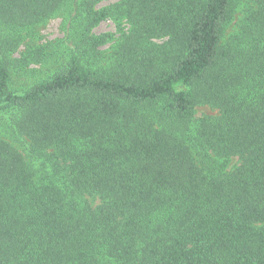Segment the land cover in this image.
I'll list each match as a JSON object with an SVG mask.
<instances>
[{
	"label": "trees",
	"instance_id": "trees-1",
	"mask_svg": "<svg viewBox=\"0 0 264 264\" xmlns=\"http://www.w3.org/2000/svg\"><path fill=\"white\" fill-rule=\"evenodd\" d=\"M5 114L0 264H264V0H0Z\"/></svg>",
	"mask_w": 264,
	"mask_h": 264
},
{
	"label": "rangeland",
	"instance_id": "rangeland-1",
	"mask_svg": "<svg viewBox=\"0 0 264 264\" xmlns=\"http://www.w3.org/2000/svg\"><path fill=\"white\" fill-rule=\"evenodd\" d=\"M106 3V2H105ZM241 9L236 14L235 21H237L241 17ZM62 17L56 16L51 18L44 27L40 30V39L37 40V43L46 44L50 42L56 41V39L63 36V31L61 29L62 25ZM95 33H102V32H113L116 36L120 34L117 24L111 19L102 20L98 26L94 29ZM27 41V40H26ZM26 41L20 45L19 52L27 50ZM30 47H35V42L29 43ZM52 50V49H51ZM55 59V58H53ZM64 60L63 56L59 57V62ZM59 64V63H58ZM55 64H51L49 69L45 67L43 64H35L31 63L25 65L23 69L19 70L14 76V82L16 87L23 88L30 85L32 82H36L42 78L43 76L49 72L54 71ZM47 76V75H46ZM45 76V77H46ZM196 116L202 115H216L218 111L216 109L211 108L209 105H198L196 107ZM11 114H5L0 117V131L4 130V126L6 125L5 119H7ZM4 122V123H3ZM15 146L19 148L21 152H24L23 144L16 142L14 143Z\"/></svg>",
	"mask_w": 264,
	"mask_h": 264
}]
</instances>
